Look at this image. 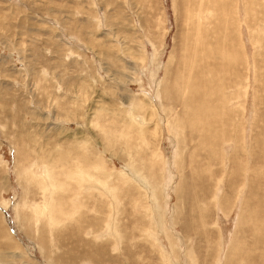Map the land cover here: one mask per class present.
<instances>
[{
  "label": "rangeland",
  "instance_id": "rangeland-1",
  "mask_svg": "<svg viewBox=\"0 0 264 264\" xmlns=\"http://www.w3.org/2000/svg\"><path fill=\"white\" fill-rule=\"evenodd\" d=\"M0 264H264V0H0Z\"/></svg>",
  "mask_w": 264,
  "mask_h": 264
},
{
  "label": "bare ground",
  "instance_id": "bare-ground-1",
  "mask_svg": "<svg viewBox=\"0 0 264 264\" xmlns=\"http://www.w3.org/2000/svg\"><path fill=\"white\" fill-rule=\"evenodd\" d=\"M191 4V3H190ZM195 6V5H194ZM197 9H198V7H197ZM241 200V199H240ZM240 207V206H239Z\"/></svg>",
  "mask_w": 264,
  "mask_h": 264
}]
</instances>
